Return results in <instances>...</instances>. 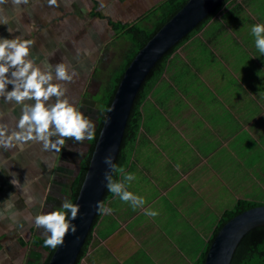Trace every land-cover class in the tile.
<instances>
[{"label":"crops","instance_id":"1","mask_svg":"<svg viewBox=\"0 0 264 264\" xmlns=\"http://www.w3.org/2000/svg\"><path fill=\"white\" fill-rule=\"evenodd\" d=\"M165 1L2 0L0 39L32 41L29 58L54 69L67 64L62 53L102 36L90 49L99 59L112 44L106 32L116 38L111 21L134 24ZM257 24H264V0H228L171 56L143 105L136 146L120 176L135 175L126 188L146 203L133 210L119 196L108 200L113 211L96 223L80 264H200L226 211L241 200L264 203V54L251 32ZM75 57L82 59L73 56L69 65ZM22 110L0 96L5 139L20 131ZM53 150L35 139L0 144V264H37L31 253L42 251L31 241L47 234L34 218L44 208L57 210L67 195ZM148 210L159 214L147 216Z\"/></svg>","mask_w":264,"mask_h":264},{"label":"clouds","instance_id":"2","mask_svg":"<svg viewBox=\"0 0 264 264\" xmlns=\"http://www.w3.org/2000/svg\"><path fill=\"white\" fill-rule=\"evenodd\" d=\"M2 2V0H0ZM18 5L26 4L28 0H14ZM55 4L56 0H50ZM255 37V46L261 54H264V24L254 25L251 29ZM32 41L14 39H0V96L8 101L23 104V114L17 127L18 132H13L5 139L6 129L0 126V144L10 146L13 139H35L42 141L44 148L59 151L58 146L65 144V138L74 139L76 142L95 139V125L76 106L71 104L65 96V89L57 81H71L75 72L69 73L67 65L61 63L55 66L45 65L43 68L36 65L30 59V47ZM10 73V75H9ZM12 85V90L7 86ZM55 97L54 103L50 102ZM25 101H34L33 104ZM56 140L53 141L52 137ZM103 163L110 169L105 173V187L112 194L130 203L133 210L142 207L146 201L142 196L128 191L126 183L136 179L135 175H124L123 181L113 180L111 171L124 173L123 168H117L111 155L105 156ZM11 183H18L11 181ZM96 209L100 214H111L113 209L105 206L103 202H97ZM80 211L78 204L66 200L62 208L50 213L37 215L34 224L37 228H43L47 233L44 246L56 249L64 244L69 232L75 234L77 226L71 221L75 220ZM157 211L148 210L145 215L155 217Z\"/></svg>","mask_w":264,"mask_h":264},{"label":"water","instance_id":"3","mask_svg":"<svg viewBox=\"0 0 264 264\" xmlns=\"http://www.w3.org/2000/svg\"><path fill=\"white\" fill-rule=\"evenodd\" d=\"M225 1L188 0L131 61L106 115L85 180L75 203L80 206V211L77 218L71 222L77 226V232L75 234L69 232L66 235L64 244L57 246L48 264L77 263L98 213L97 202L103 201L106 192L105 173L110 169L103 163L104 157L111 155L115 164L133 104L144 80L166 52L191 33ZM260 226H264V204L235 216L215 237L205 264H232L242 240L250 231Z\"/></svg>","mask_w":264,"mask_h":264},{"label":"trees","instance_id":"4","mask_svg":"<svg viewBox=\"0 0 264 264\" xmlns=\"http://www.w3.org/2000/svg\"><path fill=\"white\" fill-rule=\"evenodd\" d=\"M188 0H167L148 15H146L139 22L134 24H123L121 22H110V26L116 31V49L119 52V57L114 61L106 71V73L99 75L101 82L100 91L98 93V100L104 106V113L101 116V120L97 128L95 129V139L89 141V147L85 152V155L81 158L78 165V171L74 178H72L69 184L65 187L67 195L63 198L62 205L66 200H70L72 203H76L81 190L82 184L85 180L93 152L100 132L106 120V115L109 111L111 103L116 94L117 88L124 76V73L131 61L135 58L140 49L159 31L164 24H166L186 3ZM228 2L221 3L210 15H208L191 33L180 40L174 45L168 52H166L161 59L155 64L152 70L144 80L133 104L129 121L126 127L124 139L120 152L118 154L115 165L117 168H123L124 170L129 166L133 151L136 146L138 135L140 132L143 112L142 108L153 91L161 77L163 76L169 59L177 51V49L186 43L193 35L201 30L213 17V15ZM113 180L120 181L121 173L118 171H112ZM114 194L109 192L106 188L105 195L103 197V203L107 204ZM263 202L252 200H241L238 202L235 208L226 211L221 220L219 221L217 228L215 229L213 238L211 239L208 249H210L215 237L220 230L235 216L238 214L253 208L255 206L263 205ZM62 205L57 209H61ZM102 214L97 213L94 225L86 239V242L81 250L78 261L76 264H80L81 260L88 251L89 245L92 239L93 229L100 219ZM47 235H36L32 238L31 247H34L42 251V258L37 264H48L55 249L44 246V240ZM204 253V257L200 264H205L208 250ZM232 264H264V226H260L250 231L240 243Z\"/></svg>","mask_w":264,"mask_h":264},{"label":"rangeland","instance_id":"5","mask_svg":"<svg viewBox=\"0 0 264 264\" xmlns=\"http://www.w3.org/2000/svg\"><path fill=\"white\" fill-rule=\"evenodd\" d=\"M107 38L105 41L109 40L112 37V44L105 47L103 52L100 53V58H97L98 52L91 51L93 49V43H98V39L103 40V37L97 38V36L93 35L90 37L89 43L84 40V45L79 44L75 47V52L71 53L69 51L62 53V57L64 62L67 63L69 73L75 72L76 75L73 77L74 82L71 81H59V84L63 86L65 89V96L71 104L76 106L87 118H89L93 124L95 125V129L97 128L99 121L101 120V116L104 113V106L97 99L98 93L100 91L101 82L99 80V75L106 73L109 66L118 59L119 52L116 49V40H114L115 34H110L109 31L106 32ZM111 35V36H109ZM97 40V42H96ZM114 40V41H113ZM103 43V42H102ZM88 44V46H87ZM85 50H82V49ZM81 56L82 59L78 60L76 57L74 58L76 61H72L69 65L70 60L73 56ZM84 58H88L86 61ZM78 75V76H77ZM53 76H55V71L53 69ZM74 84V85H72ZM55 98V97H54ZM56 100V98H55ZM69 143V147L67 150L66 146ZM89 147V140H84L81 142H76L74 139L65 138V144L59 146V154L57 161V176L59 180V185L64 186L68 185L70 182L69 179H63L65 176L67 178H74L78 171V165L80 163L81 158L85 155ZM54 151L52 154L54 156ZM68 169V170H67ZM55 170V169H54ZM56 170L54 173V180H56ZM57 180V181H58ZM53 183V181H52ZM67 183V184H66ZM68 187V186H67ZM45 195V192H43ZM63 196H66L62 194ZM262 199H264V195L261 194ZM49 206V205H48ZM52 208V207H51ZM54 208V206H53ZM45 208L43 209V214H46ZM44 230V229H43ZM45 233V230L43 232ZM42 253L40 252H32L31 257L36 259V263L41 259Z\"/></svg>","mask_w":264,"mask_h":264}]
</instances>
